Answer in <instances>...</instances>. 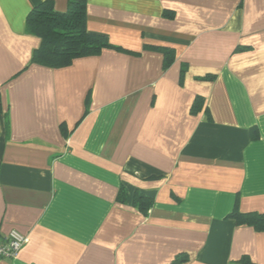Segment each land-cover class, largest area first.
<instances>
[{"label":"crops","instance_id":"0c3cea01","mask_svg":"<svg viewBox=\"0 0 264 264\" xmlns=\"http://www.w3.org/2000/svg\"><path fill=\"white\" fill-rule=\"evenodd\" d=\"M43 1L0 0V264H264V0H86L113 46L62 67Z\"/></svg>","mask_w":264,"mask_h":264},{"label":"trees","instance_id":"16d2710c","mask_svg":"<svg viewBox=\"0 0 264 264\" xmlns=\"http://www.w3.org/2000/svg\"><path fill=\"white\" fill-rule=\"evenodd\" d=\"M26 24L27 32L41 39L40 46L33 52L34 63L62 67L69 65L76 57L96 55L103 48L113 46L105 35L88 29L86 0H70L64 11L57 10L53 0H45L29 12ZM163 51L164 65L167 67L174 59V52L169 48H163ZM198 106L196 101L193 110ZM2 108L0 93V114L3 112ZM137 200L144 212H147L151 199L139 194ZM232 216L238 223L264 230V213L235 210Z\"/></svg>","mask_w":264,"mask_h":264},{"label":"built area","instance_id":"2783aa9c","mask_svg":"<svg viewBox=\"0 0 264 264\" xmlns=\"http://www.w3.org/2000/svg\"><path fill=\"white\" fill-rule=\"evenodd\" d=\"M27 241L28 237L18 230L3 235L0 241V259L16 256Z\"/></svg>","mask_w":264,"mask_h":264}]
</instances>
